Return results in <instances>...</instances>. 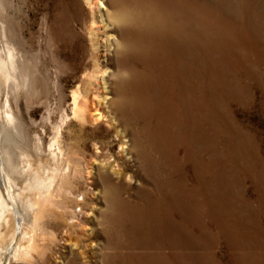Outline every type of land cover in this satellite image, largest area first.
Instances as JSON below:
<instances>
[{
	"label": "rangeland",
	"instance_id": "1",
	"mask_svg": "<svg viewBox=\"0 0 264 264\" xmlns=\"http://www.w3.org/2000/svg\"><path fill=\"white\" fill-rule=\"evenodd\" d=\"M88 1L91 5H88ZM96 1L0 0V50L4 47L1 38L3 25L6 42L16 50L22 62L21 71L30 80L28 88H18L17 103L9 96L14 115L18 112L25 127L24 144H20V147L27 148L37 161L34 146L38 139L43 160H48L53 130L61 124L64 149L74 161L79 162L81 169L80 176L74 181L77 189L74 193L92 192L94 195L84 209L87 216L80 218L86 225L83 229L85 233L80 229L75 232L66 230L64 222L58 219V211L52 209L47 218L45 255L40 258L34 256L31 262L19 259L11 264H103V253H115V250L104 249V226L100 223L106 201L102 194L103 184L96 179L97 167L102 166L103 172H107L111 166L116 170L120 167L135 176L128 187L126 183L123 185L127 190L122 196L129 197V200L136 199L137 191L147 187L144 185L147 180L142 176L144 173L135 162L134 151L130 155L132 159L125 155L127 149L125 154L122 153V148H125L121 146L122 140L116 137L109 123L114 111L111 102L119 98L116 84L128 79L129 69L118 63L120 49L111 45L115 38L119 39L116 32L107 29L106 34L101 28L92 9ZM112 1L107 0L104 4L109 12H115ZM60 4L66 7L68 14L66 23L62 25L65 27H62L65 42H58L48 27L59 13L60 7L56 5ZM176 13V22L183 20L182 14L187 16L191 30L197 33L198 46H205L207 51V61L198 58L201 55L198 51L197 54L193 50L176 54V100L171 99V102H176V112L179 111L176 116L179 119L183 115L182 100L186 99L193 84L192 76L208 68L207 84L210 83L211 101L213 104L218 100L223 101V105L216 108L220 112L224 110L219 116L225 120L223 133L214 135L212 130L207 132L212 137V145L207 146L198 135L196 137L200 142L192 141L177 148L181 175L189 180H194L196 168H210V172L202 178L211 179L214 184L211 196L212 201L215 200L212 210L216 212H213V217L226 221L224 236L217 233L214 224L208 223L211 241L207 247L200 244L193 253L202 259L201 264H246L243 257L247 258V264H264V66L256 58V49L264 45V0H176ZM111 34L114 37H110ZM218 35L226 38L222 37L221 40ZM231 45L233 48L228 50ZM167 59L169 56L165 53V70L169 65ZM95 62L107 72L105 84L97 78L89 86L87 76L96 73ZM222 81L226 82L224 90L230 93V97L217 94L216 87ZM166 86L167 77L161 94L164 100L169 97ZM7 92L6 89L1 91L0 109ZM77 92H83L88 101L95 104L105 98L102 106L95 105L97 112L91 111L92 120L98 119L97 122L81 127L71 119V97ZM153 123L156 124L155 119ZM178 128L171 126L169 131L172 134L177 131L178 134ZM180 133L183 134V131ZM132 138L130 134L125 139L128 145L132 143ZM128 139L131 141L128 142ZM102 144L108 145V148L107 152L99 155H103L101 158L94 153L93 147ZM185 151L190 154L188 158ZM114 178H110V182L119 185ZM72 207L75 211L79 210L75 203H72ZM91 207L93 212L89 211ZM71 241L76 245L72 251L69 249ZM40 246H43L42 242ZM120 250H124L125 254L130 249ZM130 251L136 255L146 253V249ZM147 252L153 253L154 249H147ZM79 253L81 256L77 255Z\"/></svg>",
	"mask_w": 264,
	"mask_h": 264
},
{
	"label": "bare ground",
	"instance_id": "2",
	"mask_svg": "<svg viewBox=\"0 0 264 264\" xmlns=\"http://www.w3.org/2000/svg\"><path fill=\"white\" fill-rule=\"evenodd\" d=\"M106 2L107 0H98L93 3L92 9L105 33L107 29L116 32L115 35L119 39L113 38L111 45L120 49L118 63L129 69L128 79L116 84L119 98L116 102H111L114 111L109 123L115 130L116 137L122 140L121 146L125 147L122 148V153L125 154L127 149L125 155L132 159L130 155L134 151L135 162L144 173L142 176L147 180L144 184L147 187L137 191L136 199L129 200V197L122 196L127 190L123 185L126 183L128 187L135 176L120 167L116 170L111 166L107 172H103L102 166L97 167L96 179L103 184L102 194L106 201L102 214L103 222L100 223L104 226V249L115 250V253H103L102 262L201 264L202 259L193 251L198 249L200 244H205L206 247L209 245L211 233L208 223L214 224L217 233L224 236L226 221L223 222L221 217H213L212 207L215 200L212 201L211 195L214 192V184L211 179L202 178L210 172V168H196L194 180H189L185 175H181L182 166L177 148L192 141L200 142L196 137L198 135L207 146L212 145V137L207 132L212 130L214 135H218L224 131L222 125L225 120L219 116H222L224 110L221 107L223 111L220 112L216 108L223 105V101L218 100L215 104L211 101L210 83L207 84L208 68L192 76L193 84L186 99L182 100L183 115L179 119L176 116L179 112H176V102H171V99L176 100V54L193 50L194 54L201 52L198 58H205L206 48L198 46L197 33L191 30L187 16L182 14L183 20L178 19L176 22V0H113L115 12L106 9ZM87 3L91 5L89 1ZM56 6L60 7L59 13L50 21L48 27L57 41L65 42V27L62 25L66 23L68 14L64 5ZM102 9H105L104 13ZM1 29L4 47L0 50V94L4 89L8 92L0 109V264H11L19 259L31 262L35 257L40 258L46 253L44 242L47 240V218L52 209L58 211V219L64 222L66 230L75 232L80 229L85 233L83 229L86 225L80 218L87 216L84 209L94 195L92 192L74 193L77 190L74 181L80 176L81 169L79 162L74 161L64 149L61 124L53 130L48 146V160H43L38 139L34 146L37 161L27 148L20 147V144H24L25 127L22 119L18 117V112L14 115L9 96L16 102L18 88H28L30 80L21 71L22 62L20 63L16 50L6 42L3 25ZM110 37H114L113 34ZM218 37L222 40L224 36ZM106 40L109 42V39ZM232 48L231 45L228 50ZM256 50L257 62L264 66V45ZM165 53L169 56L166 70L163 62ZM95 72L87 76L88 85L97 78L105 84L107 72L100 69L97 62ZM166 77L168 100L162 99L161 96ZM224 83L226 82L218 83L216 92L221 97H230V93L224 90ZM104 101L105 98L95 104L88 101L83 92L74 93L71 97V119L81 127L97 122L98 119L92 120L91 111L97 112L95 105L100 107ZM154 119L156 124L153 123ZM171 126L175 129L179 127L178 130L183 131V134L180 131L178 134L177 131L172 134L169 131ZM130 134L133 138L132 143L128 145L125 139ZM129 141L131 140L128 139ZM107 148L108 145L102 144L99 147L95 145L93 150L99 156L107 152ZM224 149L222 147L223 151ZM189 153L184 152L186 158L190 156ZM99 157L102 158L103 155ZM87 175H90V172H87ZM112 177L117 179L119 185L110 182ZM72 203L79 208L78 211L72 209ZM93 210V207L89 209L91 212ZM40 242L43 246H40ZM69 244L72 251L76 245L72 244V241ZM120 249H146V253L136 255L128 250L129 252L124 254V250L120 252ZM147 249H154V252L149 253ZM77 255L81 256L80 253ZM246 259L243 257L247 264Z\"/></svg>",
	"mask_w": 264,
	"mask_h": 264
}]
</instances>
